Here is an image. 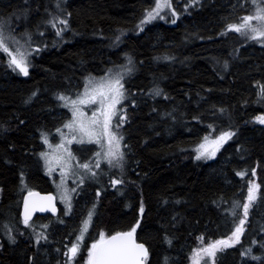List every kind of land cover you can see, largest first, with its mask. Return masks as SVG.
<instances>
[{
  "label": "trees",
  "instance_id": "1",
  "mask_svg": "<svg viewBox=\"0 0 264 264\" xmlns=\"http://www.w3.org/2000/svg\"><path fill=\"white\" fill-rule=\"evenodd\" d=\"M55 1L0 0V21L25 11L26 21L32 20L27 31L42 49L30 57L28 76L9 68L6 55L0 54V264H64L65 246L94 203L91 234L95 227L105 235L131 230L139 221L136 237L149 249L147 264H191L193 249L230 235L233 218L226 219L223 210L238 201L242 216L250 180L264 192V124L256 120L264 116V46L235 32L221 35L251 11V0L247 8L234 7L238 0H171L181 19L141 32L137 24L152 0H60L71 13L70 26L54 42L44 22ZM117 36L120 42L114 47ZM128 57L135 70L125 83L131 95L124 103L128 119L121 132L130 147L123 171L113 169L86 183V193L79 192L75 213L62 218L64 223L56 215L35 217L46 223L41 232L46 240L37 243L40 232L33 228L8 229L21 221L23 193L53 192L38 152L43 149L40 132L51 133L66 118L55 95L78 89L89 74L102 75ZM156 87L163 94L149 95ZM224 131L237 134L215 158L196 159L193 147L200 138ZM108 175L123 179L118 194L101 186ZM23 184L29 189L20 190ZM249 222L240 243L218 253L220 264H260L241 256L250 246L252 255L264 259V247L252 244L253 239L264 241V199L250 209ZM83 253L84 248L79 259Z\"/></svg>",
  "mask_w": 264,
  "mask_h": 264
},
{
  "label": "snow or ice",
  "instance_id": "2",
  "mask_svg": "<svg viewBox=\"0 0 264 264\" xmlns=\"http://www.w3.org/2000/svg\"><path fill=\"white\" fill-rule=\"evenodd\" d=\"M198 2L199 0H194V3ZM251 3L254 12L241 17L239 23H229L225 32H222L221 35L223 36L227 32H235L246 40L256 41L264 46V0H251ZM171 7L170 0H155V7L145 11L140 25H138L140 30L143 31L145 24L157 18L164 19L165 17L161 13L164 9H171ZM234 7L247 8V0L243 4L238 0L237 5ZM57 8L61 11L60 16L53 17L47 23L56 29L55 35L62 38L64 31L70 26L69 18L71 13L67 14L68 18L63 17V9L59 2L57 3ZM176 15L177 13L172 11V16L176 17ZM171 22L175 24L176 19ZM7 25L8 21H0V54H6L9 57L7 65L9 68L13 71L18 70L19 73L28 76L30 57L34 53L38 54L42 49L39 45L35 48L32 47L34 37L27 32L23 34L27 39L21 44L20 40L12 35L13 30L6 27ZM39 35L43 36L44 33L40 32ZM119 42L120 36H117L112 46H118ZM237 55H239L238 51ZM0 58H2V55H0ZM228 66V61H225L224 69L227 70ZM134 70L135 65L131 57H128L127 63L122 65L114 64L113 68L105 70L103 76L95 77L89 74L84 79L82 91L78 89L74 95L63 92L55 95L56 100L61 102L60 106L68 109L71 117L61 127L55 129L56 134L60 136L59 144L53 145L50 142L51 134L46 130L40 132L42 144L50 150L47 152L42 151L40 157L45 161V167L49 174L59 168L61 176L59 187L62 189L61 199L65 202L67 209L65 215H69L73 211V194L78 195L88 180L96 179L101 174L99 170H101L103 160L107 161L111 169H119L121 171L124 169L126 150L130 146L124 142L125 137L122 135L121 129L123 124L127 122L128 117L126 113L118 114L121 113V109L118 106H122V102L129 99L131 95L126 89L125 83L126 77L131 75ZM162 94V89L158 87L153 88L149 92V95L152 96H160ZM35 95L36 93L32 94L33 97ZM260 98L264 100V87L260 90ZM30 100L31 97L29 98ZM132 103L135 104L134 97L132 98ZM219 111L223 113L225 110L221 108ZM89 112L91 113L90 115ZM256 120L258 123L264 124V116H258ZM65 129H67V132L64 131ZM236 134L235 131H224L210 142L208 137H205V143L199 145L196 159L214 157L220 148ZM73 143L80 145L83 150H88L86 148L88 144H96L101 150L94 153V160L90 159L81 163L69 147ZM21 175L23 182V173ZM236 175L243 177L246 173L237 172ZM252 175H256L255 169L252 170ZM68 178L72 179L75 187L68 188L66 186ZM109 183L113 188H116V186L122 185L124 181L123 179L110 177ZM96 195L97 197L100 196L99 190H97ZM37 197L38 194L31 190L24 197L23 224L25 227H31L30 221L33 213L51 211L55 214L56 212L51 196ZM258 199H264V192L261 191L260 184L250 180L247 187L246 201L242 204V216L237 212V209L241 207L238 201H233L229 209L223 210L226 219L228 215L233 218L234 227L230 235L193 249L191 264H220L218 253H223L225 250L234 248L235 245L240 243L241 237L245 234L246 228L250 223V209L254 207V203ZM95 208L96 204L94 203L92 209L88 212L89 219L85 221L86 225L91 221ZM139 211L141 214L144 213L143 202H141ZM59 222L64 223L63 220H59ZM138 226H140L139 221L131 230L116 232L110 236H106L104 232H101L99 239L94 240L88 247L85 264H147L149 249L144 243L137 242L136 232ZM86 232L87 227L81 228L79 234L76 235L75 241L71 242L70 247L65 246L67 250L63 253L65 257L64 264H76L77 256L81 250V242L85 240ZM41 238L46 240L47 236L43 233L38 234L36 242L39 243ZM9 239L15 242V237L11 235V230H9ZM198 239L203 242L204 237H199ZM167 243L171 245V240L168 239ZM257 243L264 247V241L253 239L252 244L256 245ZM252 251L253 249L250 246L241 252V256H248L251 260L264 264V259L252 255Z\"/></svg>",
  "mask_w": 264,
  "mask_h": 264
},
{
  "label": "rangeland",
  "instance_id": "3",
  "mask_svg": "<svg viewBox=\"0 0 264 264\" xmlns=\"http://www.w3.org/2000/svg\"><path fill=\"white\" fill-rule=\"evenodd\" d=\"M2 2H5L6 0H1ZM45 1L46 0H41V3H45ZM60 3L61 4V6H62V9H63V17H65V12H66V14H68L69 13V11H68V8H67V4H65V2L66 1H63L62 3H61V1L60 0H56L54 3H53V5H54V9H53V12H49V13H53L49 18H48V20H47V22L48 21H50V20H52L53 19V17H57V16H60V14H61V11H60V9H58L57 8V3ZM170 2H171V0H170ZM252 4V3H251ZM171 5H172V7H171V9H168V8H166V9H164V11L161 13L162 15H164V19H159V18H157V19H155V20H153V21H151L150 23H148V24H145L144 25V28H143V30L145 29V28H147V27H152V26H155V25H157V24H160V23H164V24H173L171 21L173 20V19H176V22H178L180 19H181V14H179V12H177L175 9H174V7H173V4H172V2H171ZM155 7V0H152V2H151V4H150V6L146 9V10H150L151 8H154ZM25 8V7H24ZM146 10H144L143 11V13H142V16H141V18H140V20H139V22H138V24H137V27H138V25H140V22H141V20H142V18H143V16H144V14H145V11ZM42 10H40V12H41ZM172 11H175L176 13H177V15H176V17H173L172 16ZM43 12V11H42ZM252 12H254V8H253V6H252V8H251V11L249 12V13H247V14H250V13H252ZM246 14V15H247ZM38 17H39V20H43V18H44V15H43V13H41V14H39L38 15ZM27 20V14H26V12L25 11H22V12H19V13H11V14H8V15H6V16H4L3 18H2V21H8V25L6 26V27H8V28H10L11 30H13L12 31V35H14L15 36V38L16 39H18V40H20V42H21V44H23L24 43V40L25 39H27V37L26 36H24L23 34L24 33H28V31H27V26L29 25L28 23H30V20L28 19V21H26ZM32 21V20H31ZM45 23L44 22V24L46 25L47 24V26H48V28L50 29V31H49V33H52L53 35H54V37L52 38V37H50L51 39H53V41L54 42H56L57 41V36L55 35V32H56V29L55 28H53V27H51V25L49 24V23ZM14 23H16V24H14ZM45 31V30H44ZM138 31L139 32H141V30H140V28L138 27ZM7 34V33H6ZM41 40V39H40ZM45 41V39L44 40H42V42H44ZM40 42V41H39ZM38 42V40L36 39V40H34V42H33V45H32V47L33 48H35L37 45H39V47H40V44H38L39 43ZM6 55V54H5ZM6 58H7V60L9 59V57L6 55ZM125 63H127V59H126V62ZM113 68V67H112ZM18 71V70H17ZM19 72V71H18ZM21 74V73H20ZM23 75V74H22ZM104 74H102V75H97V76H95V77H99V76H103ZM92 76H94V75H92ZM87 77V76H86ZM85 79V78H84ZM84 79H83V81H82V83H81V86L78 88L79 90H83V86H84ZM78 89H76V90H74V91H71L70 93H65V94H75L76 93V91L78 90ZM126 101V100H125ZM125 101H123L122 102V106H118V108H120L121 109V113H118V114H123V113H125V111H124V103H125ZM60 105H61V102H60ZM62 107V106H61ZM63 108V107H62ZM65 111H66V118L62 121V123L58 126V127H61L62 126V124L67 120V119H70V117H71V113L68 111V109H66V108H63ZM91 113L89 112V115H90ZM114 121H115V118H114ZM56 129V128H55ZM55 129H54V131H52L50 134V142L53 144V145H55V144H59L60 143V136L58 135V134H56V132H55ZM65 132H67V129H65L64 130ZM221 133V132H220ZM220 133H217V134H212V133H207V134H204L201 138H200V140L194 145V147H193V149H194V153H195V157L197 156V154H198V150H199V145L201 144V143H205V137H208V141L210 142L211 140H214L215 139V137H217V136H219L220 135ZM227 143V142H226ZM42 146H43V149L41 150V151H39L38 152V156L40 157V153L42 152V151H44V152H47V151H50L49 150V148L47 147V146H45V145H43L42 144ZM69 147L73 150V152H74V155L77 157V159L79 160V162H81V163H83V162H87L88 160H90V159H93L94 160V153L95 152H97V151H100L101 149L99 148V146L98 145H96V144H88V145H86V148L88 149V150H83L82 148H81V146L80 145H78V144H75V143H73L72 145H69ZM222 148V147H221ZM221 148H220V150H221ZM219 150V151H220ZM219 151L216 153V155L214 156V157H211V158H205V157H202L201 159L202 160H211V159H213V158H215L216 156H217V154L219 153ZM40 160H41V163H42V172L46 175V176H48L50 179H51V182H52V190H53V193H54V195H55V197H56V199H57V202H58V204H59V207H60V212L56 215V219L58 220V218H59V220H61L62 218H64L65 216H72L74 213H75V208H77V201L76 200H78V197H79V195H75L74 196V194H73V200H72V207L74 208L73 209V211H72V213L71 214H69V215H65V212H66V204H65V202H63L62 201V199H61V194H62V189L59 187V185H60V183H61V176H60V171H59V168H56V170L55 171H53L51 174H49L48 172H47V170H46V167H45V161L40 157L39 158ZM73 163H75V161H73ZM102 163L105 165V167H104V169L102 170H99L100 171V175L99 176H101V175H103V174H106L107 172H111L113 169H111V168H109V165H108V163H107V161L106 160H103L102 161ZM101 163V164H102ZM101 167H102V165H101ZM116 170H119V169H116ZM99 176L96 178V179H91V180H88L87 181V183H90V182H92V181H97L98 180V178H99ZM110 177L111 178H116L115 176H112V175H108V180H107V182H106V179H105V182H104V184H103V181L102 182H100V184H101V186L103 187V188H105L104 186H107L108 185V187L110 188V189H113L117 194H118V192H119V190H118V187H120V185H118V186H116V188H113L111 185H110V183H109V181H110ZM116 179H118V178H116ZM86 185L87 184H85L84 185V187H82V189H84L83 190V192L84 193H86ZM66 186L68 187V188H72V187H75V185L73 184V181H72V179L71 178H68L67 180H66ZM29 189V187L28 186H26L25 184H23L22 185V187L20 188V190H28ZM82 191V190H81ZM80 191V192H81ZM80 194H82V192L80 193ZM76 196H77V198H76ZM92 205L93 204H91L90 206H88L87 207V211L85 212V214L82 216V218L80 219V221H79V223H78V228H77V234L76 235H78L79 234V232H80V229L81 228H83V227H87V232L85 233V240L84 241H82L81 242V250H80V253L78 254V256H77V259H76V264H85V261H86V259H87V251H88V247H90V245H91V243L92 242H94V240H97V239H99V234L102 232L101 231V229H98V228H93V232H92V234L90 233L91 232V228H92V224H94V222H95V219H94V216L97 214V210L95 209L94 210V214L92 215V217H91V221L89 222V223H87V225L85 224V221H88V212H89V210L90 209H92ZM83 207H81L79 210L81 211V209H82ZM30 224H31V227H26V228H30V229H32L33 228V230H37V231H39L40 233L43 231V229L45 228L44 226H46V223L45 222H43V221H39V220H32V221H30ZM13 227H20V228H22V227H25V225L23 224V221L21 220V221H19L18 223H11V224H9V228L8 229H12ZM6 231V230H5ZM8 232V231H7ZM9 233V232H8ZM18 233V232H17ZM7 235V234H6ZM76 235H75V237H74V240L72 241V242H74L75 241V239H76ZM92 235V236H91ZM90 238H91V240H90ZM89 240V241H88ZM86 241H88V243H86ZM71 245V244H70ZM70 245H69V247H70ZM84 246V247H83ZM83 248H84V252L85 253H83L84 255H82V257L79 259V255L81 254V251L83 250ZM67 250V249H66ZM149 259H150V252H149V258H148V261H149Z\"/></svg>",
  "mask_w": 264,
  "mask_h": 264
},
{
  "label": "water",
  "instance_id": "4",
  "mask_svg": "<svg viewBox=\"0 0 264 264\" xmlns=\"http://www.w3.org/2000/svg\"><path fill=\"white\" fill-rule=\"evenodd\" d=\"M32 192H35L38 194V197H48V196H51L53 198L52 200V203L55 205V208H56V212L55 214L59 211V205L57 203V199L55 197V195L53 194L52 191H46V192H43V191H39V190H32ZM28 194V191H26L25 193H23L22 195V198H21V203H20V209H19V216H20V219L23 220V211H24V197ZM37 197V198H38ZM45 215H54L51 211H46V212H36V213H33V216H32V220L37 217V216H45ZM129 231V230H127ZM120 232H126V231H120ZM115 233H112L110 235H113ZM109 235V236H110ZM138 243H143L139 240H137ZM146 246V245H145ZM147 247V246H146ZM148 248V247H147Z\"/></svg>",
  "mask_w": 264,
  "mask_h": 264
},
{
  "label": "flooded vegetation",
  "instance_id": "5",
  "mask_svg": "<svg viewBox=\"0 0 264 264\" xmlns=\"http://www.w3.org/2000/svg\"><path fill=\"white\" fill-rule=\"evenodd\" d=\"M19 209H20V207H19ZM59 212V211H58ZM58 214V213H57ZM20 217V216H19ZM127 230H129V229H126V230H120V231H127ZM120 231H115V232H111V233H109L108 235H110V234H112V233H116V232H120ZM108 235H106V236H108ZM137 238V237H136Z\"/></svg>",
  "mask_w": 264,
  "mask_h": 264
}]
</instances>
